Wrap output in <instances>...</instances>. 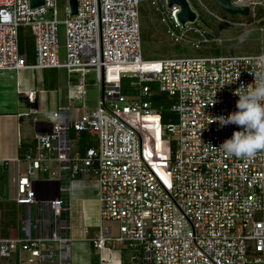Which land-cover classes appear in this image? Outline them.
Returning <instances> with one entry per match:
<instances>
[{
	"label": "built area",
	"instance_id": "2783aa9c",
	"mask_svg": "<svg viewBox=\"0 0 264 264\" xmlns=\"http://www.w3.org/2000/svg\"><path fill=\"white\" fill-rule=\"evenodd\" d=\"M61 1L64 17L58 19ZM76 1L71 15L67 0H43L34 8L29 0H0V72L65 69L79 74L80 91L93 71L98 86L94 108L79 114L58 107L39 124L12 199L26 208L29 234L18 227L15 237L0 238V258L24 252L26 262L70 264V187L94 179L99 231L89 240L100 262L103 251L118 245L133 249L128 259L141 264H264V151L227 155L217 146L237 126L208 124L236 110V89L264 77L262 45L257 53L145 58L142 0ZM146 1L170 43L197 49L221 42L193 23L181 26L176 5ZM230 2L247 7L250 16L264 7V0ZM20 27L32 32V63L18 52ZM154 91L171 100L173 122L161 124L151 106ZM23 95L31 104L27 115L37 122L34 92ZM155 134L165 146L163 157L146 148ZM102 219L118 222V234L105 236L111 228H102ZM24 262L18 256L15 264Z\"/></svg>",
	"mask_w": 264,
	"mask_h": 264
},
{
	"label": "rangeland",
	"instance_id": "374dc122",
	"mask_svg": "<svg viewBox=\"0 0 264 264\" xmlns=\"http://www.w3.org/2000/svg\"><path fill=\"white\" fill-rule=\"evenodd\" d=\"M62 5H64L63 1L59 3L58 15H57L58 19H62L64 17L61 11ZM197 5L198 6L196 9L199 14H198V17L196 18V21L193 23V25L197 26L199 29H201L204 32L211 31L206 21L203 18V12L204 13L209 12L211 16L217 18V15L213 12L216 10L215 9L209 10L207 5H205V3L202 0H201V3H197ZM248 14H249V11H248ZM253 24H254L253 22L252 23L243 22V23H238V24L233 23V24H230V26L227 28L219 29L217 32H211L210 38L220 39L221 40L220 43L225 42L228 44L227 46L238 44L236 47L232 46L231 50H225L224 52L220 50L221 54H225V53L226 54H243V52H246L244 50L246 43L244 42L245 38L244 37L240 38V37L242 35L245 36L248 34L249 35L253 34L255 32V28L252 26ZM258 31H259L258 46L260 47V45H262L264 42V35H263V31L261 32L260 29H258ZM57 37H58V43L60 46V56L62 58L63 57V45H64V26L61 23H59L57 26ZM261 38L263 40L262 43H261ZM246 39H247V36H246ZM215 41L216 40H212V42H215ZM246 42H248V40ZM253 42L254 41H252L251 39V43ZM240 44L243 45L242 46L243 49L241 48ZM169 49L171 53L168 56H196L197 54H199L198 49L193 48V46H191L188 43L184 44L183 42L170 43ZM148 51L149 52L146 53V55H144L145 58L159 57V56L153 55L152 53L153 51L151 50H148ZM8 72H14V71H8ZM18 78L23 86L22 88L24 89L29 88L30 90L34 92V102H35V97L37 98V101L40 102V105L38 104V106H35L38 112L41 111L43 113H50L54 111L56 106L60 103L59 101L62 96V92L63 93L67 92V97L69 98L68 102H70V106L72 108L80 107L78 110L79 114L94 108L96 105V101L98 97V86H97V81H96L95 74L93 71L88 72L87 76H85V81H84L85 86L80 91H78L75 86L81 82L79 74L78 73H68L65 69H48V70L25 69V70L19 71ZM30 106L31 104L29 103V108ZM71 137H73V133H71ZM75 144L77 145V143ZM146 148L148 150L150 149V151L153 154L156 153L155 156H157L159 153L157 141L155 139H148L146 142ZM24 167L25 165L21 164L20 174L24 173L25 171ZM93 181L94 179H90L87 181H81V180L78 181L82 185L86 186L85 188L89 190L90 196L95 195V190L92 187L94 185ZM61 184L68 185V181L62 180ZM12 197H13V193L12 191H10V189H8V192L5 195L6 201L12 202L13 201L11 200ZM23 208L24 207H20L21 210ZM18 213H19V210H17V207H16L15 215ZM16 224H18V218H17V221L15 219V226ZM100 226L102 228L104 227L111 228V233L105 236L114 237L115 235L118 234V231H117L118 222H116L115 220L102 219ZM16 228L10 231V236L15 237L17 235L18 231ZM98 231H99V228L95 226L94 229L87 230V235L85 239H77V240H72L70 242V264H94V262H96L98 250L90 249L91 242L88 239L94 238L95 235L98 233ZM116 247L118 248L119 246L116 245ZM125 249L126 250H123V252L124 253L126 252L127 255L131 251L135 252L133 249H130V248L129 249L125 248ZM123 261H124V264L125 263L141 264L139 261L131 260L128 258H126Z\"/></svg>",
	"mask_w": 264,
	"mask_h": 264
},
{
	"label": "crops",
	"instance_id": "0c3cea01",
	"mask_svg": "<svg viewBox=\"0 0 264 264\" xmlns=\"http://www.w3.org/2000/svg\"><path fill=\"white\" fill-rule=\"evenodd\" d=\"M21 70L0 72V197L2 196L1 193L5 197L8 189L12 191L14 197L15 180L20 174L21 164H24V168L26 169L24 156L32 149L34 135L39 129V124L45 120V115L48 114L40 111L38 113L39 117L37 116V122H33L32 116L27 115L29 102L24 97L23 92L29 91L30 89L22 88L23 86L18 78V73ZM68 99L67 92H62L60 103L56 108L65 106L72 108ZM38 104L40 105V102L35 97L33 105L38 106ZM79 108L73 107V109L77 110L76 112H78ZM30 143L32 144L30 145ZM78 181L80 180H74L72 182L69 192L70 232L73 240L85 239L87 230L94 229L95 226L97 227V204L95 195L90 196L89 190L85 188L86 186ZM92 187L94 188V186ZM20 207L23 206L17 207V210H19L17 214V229L19 227L21 235L24 236L29 234V229L25 219H23L26 214V208L24 207L21 210ZM90 249H95L92 244ZM123 250L126 249L117 248L114 245L111 251L106 250L102 252L103 262L99 261L98 253L97 260L94 264H124L123 260L128 257ZM18 256H21L25 261L24 264L38 263L26 262L28 254L21 252L19 255L15 253L10 259L0 258V264H15ZM38 264H56V262L46 261L39 262Z\"/></svg>",
	"mask_w": 264,
	"mask_h": 264
},
{
	"label": "trees",
	"instance_id": "16d2710c",
	"mask_svg": "<svg viewBox=\"0 0 264 264\" xmlns=\"http://www.w3.org/2000/svg\"><path fill=\"white\" fill-rule=\"evenodd\" d=\"M192 9L197 13V1L188 0ZM205 5H207L209 10L213 11L216 17L211 16V14L203 12V18L206 21L208 27L211 31L206 32L207 38L211 39V32H217L219 29L227 28L230 24L233 23H254L252 26L255 28L253 34L242 35L240 38H245L244 42L246 46L243 53H257L260 51L258 46V36L260 27L264 28V9L258 7L255 10L254 16L250 14L246 16H241L238 14H228L222 11L213 1L211 0H202ZM139 16H140V25H141V47L143 55L148 53V50L153 51V55L160 57H167L170 55L171 51L169 49L170 41L166 38L163 33V27L159 22L158 14L153 10L146 0H142L139 6ZM238 28V27H236ZM241 34V33H240ZM264 35V30H263ZM247 36V39H246ZM254 41L253 43H251ZM248 40V42H246ZM169 41V42H168ZM232 42V41H231ZM230 43V42H229ZM218 44V43H217ZM216 42H206L201 44L197 49L199 51V56H209V55H224L221 54L220 50L224 52L225 50H231L232 46L236 47L237 45L227 46V43ZM243 49V45H241ZM17 48L20 54L25 55L27 62L32 63L34 61V49H33V35L30 28L20 27L17 33ZM262 51L264 52V42L262 44ZM145 53V54H144ZM150 54V53H149ZM226 54V53H225ZM125 88V84L122 85ZM152 89L155 90V87L152 86ZM171 100L168 99L164 94L154 91V95L151 101V106L160 111V122L161 124H166L167 122H173L175 120L174 113L170 110ZM32 143H30L31 145ZM86 144L85 139H81V146ZM88 144V143H87ZM22 156V155H21ZM0 199V238H9L10 231L17 227L15 226V219L17 221V214L15 215L16 203L14 201H6L4 194L1 193ZM14 216V217H13ZM17 229V228H16Z\"/></svg>",
	"mask_w": 264,
	"mask_h": 264
},
{
	"label": "clouds",
	"instance_id": "9594fccd",
	"mask_svg": "<svg viewBox=\"0 0 264 264\" xmlns=\"http://www.w3.org/2000/svg\"><path fill=\"white\" fill-rule=\"evenodd\" d=\"M234 94L238 96L236 110L226 116H215L208 124L215 121L220 126H237L238 130L217 147L227 155L248 158L264 151V77L241 85Z\"/></svg>",
	"mask_w": 264,
	"mask_h": 264
},
{
	"label": "water",
	"instance_id": "95a60500",
	"mask_svg": "<svg viewBox=\"0 0 264 264\" xmlns=\"http://www.w3.org/2000/svg\"><path fill=\"white\" fill-rule=\"evenodd\" d=\"M168 7L176 5L178 10L175 13L176 21L181 25L185 23H194L197 18V13L192 9L188 0H164ZM213 1L222 11L228 14H238L241 16L248 15V8L245 6H234L230 0H211ZM32 8L38 7L43 4V0H29ZM69 13L74 15L76 13L77 1L67 0ZM97 204V201H96ZM98 222V218L96 224Z\"/></svg>",
	"mask_w": 264,
	"mask_h": 264
},
{
	"label": "bare ground",
	"instance_id": "6f19581e",
	"mask_svg": "<svg viewBox=\"0 0 264 264\" xmlns=\"http://www.w3.org/2000/svg\"><path fill=\"white\" fill-rule=\"evenodd\" d=\"M150 139H155L157 141V146L159 149V153L156 157H163L166 155V150H165V146L164 144L160 141V139H158L157 134H155L154 137H150Z\"/></svg>",
	"mask_w": 264,
	"mask_h": 264
}]
</instances>
